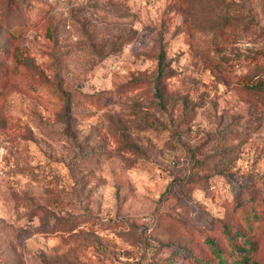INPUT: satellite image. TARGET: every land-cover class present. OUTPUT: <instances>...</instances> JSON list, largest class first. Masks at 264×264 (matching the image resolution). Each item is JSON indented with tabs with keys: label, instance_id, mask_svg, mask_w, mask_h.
<instances>
[{
	"label": "rangeland",
	"instance_id": "374dc122",
	"mask_svg": "<svg viewBox=\"0 0 264 264\" xmlns=\"http://www.w3.org/2000/svg\"><path fill=\"white\" fill-rule=\"evenodd\" d=\"M260 209L264 0H0V264H264Z\"/></svg>",
	"mask_w": 264,
	"mask_h": 264
},
{
	"label": "trees",
	"instance_id": "16d2710c",
	"mask_svg": "<svg viewBox=\"0 0 264 264\" xmlns=\"http://www.w3.org/2000/svg\"><path fill=\"white\" fill-rule=\"evenodd\" d=\"M250 88H251V89H255V90H259V91H261V90H263L262 82H261V81H260V82H255L254 85H251V86H250ZM260 213L263 215V214H264V210H261V209H260ZM255 217H256V215H255ZM240 234L243 235L242 233L238 232V235H240ZM229 238H231V237H229ZM243 238H244L245 240H247L249 237L245 234ZM248 240H249V239H248ZM254 243H255L254 240L248 242V244H249L250 246L254 245ZM212 246H213V243H212ZM219 263H220V264H225V261L222 260V259H220ZM236 264H243V262H242V260H238V262H236Z\"/></svg>",
	"mask_w": 264,
	"mask_h": 264
}]
</instances>
